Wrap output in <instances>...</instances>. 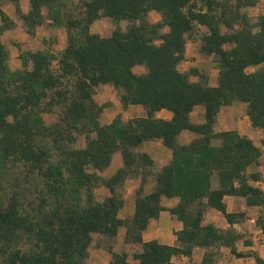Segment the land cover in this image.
Instances as JSON below:
<instances>
[{
	"label": "trees",
	"instance_id": "1",
	"mask_svg": "<svg viewBox=\"0 0 264 264\" xmlns=\"http://www.w3.org/2000/svg\"><path fill=\"white\" fill-rule=\"evenodd\" d=\"M2 2L14 5L30 35L49 19L65 28L67 43L60 52L23 50L21 67L12 69L2 37L16 21L0 7V264H87L96 233L111 242L108 264H176L175 256L192 258L197 247L205 249L201 264H218L222 247L264 264L257 252L238 249L244 234L235 225L249 214L228 210L225 201L243 197L247 207L262 208L256 222L264 235V190L255 184L264 177L251 170L263 150L236 128L215 129L223 107L245 103L264 146V13H249L260 0H29L26 13L22 0ZM102 18L115 25L105 35L92 30ZM198 27L205 29L201 53L217 61L216 85L199 67L180 69ZM105 84L118 91L124 108L142 105L147 114L127 121L117 114L103 124L111 102L101 104L94 90ZM198 106L202 121L193 116ZM164 109L171 118L157 116ZM44 113L57 119L47 123ZM184 130L197 136L182 144ZM150 140L172 150L159 169L137 150ZM116 152L123 166L105 177ZM136 177L135 212L123 219L121 190ZM150 177L156 185L147 193ZM102 186L110 193L100 200ZM164 197L179 201L166 207ZM210 208L229 226L206 221ZM163 210L183 224L174 244L143 237ZM121 227L125 243L140 247L134 262L113 248Z\"/></svg>",
	"mask_w": 264,
	"mask_h": 264
},
{
	"label": "crops",
	"instance_id": "2",
	"mask_svg": "<svg viewBox=\"0 0 264 264\" xmlns=\"http://www.w3.org/2000/svg\"><path fill=\"white\" fill-rule=\"evenodd\" d=\"M0 7L11 17L16 21V25L5 31L3 37H2V41L5 43V45L9 48L10 50V67L12 69H17L21 67V59L19 57L20 53L23 50L26 49H34L36 47V44L38 43L39 45H41V42H48L47 39H49V35L47 32H45L44 27L45 25L50 27V30L52 29H56L58 31H60V28L63 27H52L49 25V19L46 20V23H44L43 25L39 26L36 29V33L34 35H30L26 29L23 27V22L19 19L16 18V12H15V7L12 3L10 2H2L0 4ZM30 8V3L29 0H22V9L23 12H28ZM45 12V11H44ZM249 13L253 16H256L260 13H264V0H260V2L254 6L249 8ZM99 21V20H98ZM98 21H96L94 24H96ZM2 23V20L0 18V24ZM93 24V25H94ZM93 27V26H92ZM65 29V28H63ZM93 30V29H92ZM66 31V30H65ZM67 33V32H66ZM12 43L14 45V47H10V45L8 46V43ZM67 43V37L65 40L58 42V49L62 50L63 48H65ZM200 43V40L196 41L195 43H192V41L189 40L188 44H187V59H192L194 56H196V49H197V45ZM44 46V45H43ZM200 47V45L198 46ZM43 49L44 47H38L36 49ZM185 60V62H186ZM192 67H197L195 66L196 61H192ZM139 67V66H138ZM142 67V66H140ZM137 68V67H136ZM135 68V69H136ZM143 68V67H142ZM258 67H250V71H253L255 69H257ZM180 69L185 70L186 68L182 67V64L180 65ZM137 71H142V70H137ZM144 71V68H143ZM214 79L212 78V75H210V83L212 85H216L217 84V76H218V68L216 69V73L214 74ZM106 90L111 91L112 89L115 90V94L117 95L116 97L113 98H109L108 100H103V101H99L96 97V99L102 104L105 102H111V105L106 107L104 109V112L102 114L101 120L103 124H108L110 123L113 118L117 115V114H121L123 117L124 121H127L129 118L134 117V116H145L147 114V110L144 106L142 105H130L127 108H124L122 106V103L120 101V97H119V93L118 91L114 88L113 85L111 84H105V85H101L99 87H96L95 90ZM241 102H234L231 106H226V107H233L236 104H240ZM245 105L246 108V104L243 103ZM224 108V107H223ZM223 108L219 114V121L216 125V130H227V129H232L227 127L225 124H227L229 121L232 120V117L229 116L225 119L222 120L221 118V114L223 112ZM157 116L159 117H164V118H171L172 117V112L168 111V110H161L157 113ZM193 116L196 120L198 121H202L204 119V107L203 106H198L193 113ZM223 121V122H222ZM239 130V128H236ZM240 131V130H239ZM260 131V140L263 136L262 131ZM241 132V131H240ZM242 133V132H241ZM197 135L184 130L181 134H180V142L182 144L189 142L190 140H192L193 138H195ZM256 143V142H255ZM258 146H260L262 148V150L264 149V146L261 144H257ZM138 151L141 152H147L155 161L156 163V167L159 169L161 168L163 165H165L166 163H168L172 157V150L165 147L162 143L161 140H150V141H146L144 143H142L138 149ZM121 166H123V157L122 154L120 152H116L114 154L113 157V162L110 165V167H108L107 169L104 170L103 175L105 177H110L111 175H113L118 168H120ZM141 185V178H129L126 180L125 182V186L124 188L121 190L124 198H125V205L124 207L120 210L119 212V216L123 219L129 218L131 216H133L134 212H135V200H136V190L140 187ZM156 185V181L153 177H150L149 180L147 181V183L145 184V192H150L154 189ZM109 189L106 187H99L96 189V194L98 199H103L104 197H106L109 194ZM238 199H244L243 197H237V196H226L225 197V201L228 205V210H229V201H237ZM179 201V198L175 197V198H167L164 197L163 199V204L166 207H171L173 205H175L177 202ZM245 206H246V202H245ZM244 205L242 206V208H246ZM233 211V210H230ZM173 220V225L170 226V223H168L169 219ZM153 226V228H155L154 232L150 231V228ZM229 226V225H228ZM170 227L171 229V234L167 233L165 230ZM183 224L181 221H179L177 218H175L168 210H163L160 213V216L158 219H153L150 222V225L148 227V229L146 231H144L143 233V237L144 240H150V239H158L163 243H168V244H174L176 242V235L175 232L182 229ZM163 229V230H162ZM165 231V232H164ZM126 233V228L125 227H121L119 230L118 235L116 236V241L117 239H124ZM98 236L103 237L101 234L96 233L94 234V239ZM121 237V238H120ZM94 242V241H93ZM93 244V243H92ZM115 243H113L114 245ZM92 246V245H91ZM249 247V246H246ZM114 250L118 251L117 249H115V247L113 246ZM137 249L139 250L140 247L138 246ZM238 249H240L239 247V243H238ZM101 254H103V251H98ZM205 249L204 248H200L197 247L194 250V254L192 258H189L187 256H175L174 257V261L176 264L178 263L179 258H181L182 263L181 264H186V262H188V264H201L203 255H204ZM199 254V260H195L194 257L196 254ZM98 255V254H97ZM111 253L109 251V253L107 252L106 254V262L104 264H108V262L111 259ZM94 258V255L92 254L91 248H90V256L89 259L91 261V259ZM100 258H96V263L99 262ZM131 260V259H130ZM134 262V260H131ZM194 261V262H193Z\"/></svg>",
	"mask_w": 264,
	"mask_h": 264
},
{
	"label": "rangeland",
	"instance_id": "3",
	"mask_svg": "<svg viewBox=\"0 0 264 264\" xmlns=\"http://www.w3.org/2000/svg\"><path fill=\"white\" fill-rule=\"evenodd\" d=\"M73 1V3H77L80 0H69ZM160 18V16L153 12L151 14V19L153 21H156ZM123 25H126V22H123ZM114 23L109 18H102L100 19L96 24L93 25L92 29L95 32H100L102 34H108L114 29ZM45 32L48 33L49 39L48 42H41V45L38 43L36 44V48L38 47H44L48 48L50 47L55 52H60V49H58V42L63 41L67 37V33L65 29L60 28V31L56 29L50 30V27L45 25L44 27ZM205 31L204 27H198V31L196 33V36L192 38L190 41L192 43H195L196 41L200 40L201 34ZM201 43L197 45L196 49V56H194L192 59L186 60L182 63L183 68H190L192 67V61H196L195 66L199 67L203 71H207L210 75H212V78L214 79V74L216 73L217 69V61L214 56L210 55H204L200 51V47H198ZM14 47V45L10 42L8 43V46ZM44 45V46H43ZM136 70H142V67H137ZM250 71V69H249ZM94 95L99 101L108 100L109 98L116 97L115 90L106 91V90H94ZM231 116L232 120L229 121L227 124H225L229 128H239V130L243 134L249 135L251 138L254 139L256 144L261 145L260 140V131L252 128L250 124V120L247 116L246 108L243 103L236 104L233 107H224L223 112L221 114L222 120ZM44 118L47 123H52L57 119L56 114H50V113H44ZM226 120V119H225ZM223 122V121H222ZM83 144V143H82ZM252 171H259L264 177V149H263V157L261 159V163L258 166H254L251 168ZM229 210L233 211H240V210H247L249 214V218L240 224H236L235 228L242 232L244 234V238L240 240L239 247L241 251L244 250H253L258 253L259 257L264 260V235L262 234L260 228L257 225V218L262 213V208L260 207H247L245 206V200L244 199H238L237 201H229ZM245 206L246 208H242V206ZM211 211H208L206 215V221L214 222L217 226L226 228L228 227V223L224 216L214 209H211ZM168 223H170V226L173 225V220L170 218ZM163 230V229H162ZM151 232L157 231L153 226L150 228ZM167 233L171 234L170 227L168 230H165ZM164 231V232H165ZM121 238V237H120ZM244 240H252L253 245L246 247L244 244ZM114 247L118 251H127L130 254V259L133 260V254L137 250V245L135 244H127L125 243L124 239H117V241H114ZM111 244L109 239L106 237L98 236L94 239V242L91 246L92 254L94 255V258L88 260L87 264H104L106 262V254L109 253L108 246ZM98 251H103V254H101ZM98 254V255H97ZM96 258H100L99 262L96 263ZM195 260H199V254L197 253L194 257ZM194 262V261H193ZM178 263L181 264L182 260L179 258ZM217 263L218 264H260L255 257H237L233 255L230 250L227 247H222L220 253L217 255ZM188 264V262H186ZM194 264V263H192ZM198 264V263H197Z\"/></svg>",
	"mask_w": 264,
	"mask_h": 264
},
{
	"label": "built area",
	"instance_id": "4",
	"mask_svg": "<svg viewBox=\"0 0 264 264\" xmlns=\"http://www.w3.org/2000/svg\"><path fill=\"white\" fill-rule=\"evenodd\" d=\"M194 1H199V0H194ZM255 184L264 190V179H262L258 182H255Z\"/></svg>",
	"mask_w": 264,
	"mask_h": 264
}]
</instances>
